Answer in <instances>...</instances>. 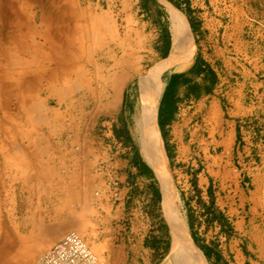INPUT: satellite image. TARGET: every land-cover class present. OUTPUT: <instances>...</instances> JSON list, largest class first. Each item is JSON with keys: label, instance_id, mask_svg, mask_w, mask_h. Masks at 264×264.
<instances>
[{"label": "crops", "instance_id": "0c3cea01", "mask_svg": "<svg viewBox=\"0 0 264 264\" xmlns=\"http://www.w3.org/2000/svg\"><path fill=\"white\" fill-rule=\"evenodd\" d=\"M151 1L159 8H144L145 15L165 10L164 2L179 4L194 37V54L170 77L157 119L170 172L185 204L188 233L207 253L208 257L201 251L210 264H264L257 259L261 251L249 247L255 235L246 213L248 190L238 177L250 161L242 124L259 120L262 110L257 99H261L263 87V27L255 12L233 5L231 0ZM149 27L152 40L142 69L128 65L125 76L131 77L119 103L112 109L106 105L111 119L102 127L108 129V135L105 139L85 136L80 124V129L74 128L78 135L57 138L52 166L65 171L69 179L60 184L54 180L53 186L48 182L46 188L61 191L60 196L52 197L53 202L68 199L70 208L79 205L80 199L84 201L85 192H97V205L102 211L112 210L109 223L118 231L112 239L111 264H172L171 239L163 231H152L159 207L156 200L160 190L163 201V190L139 144L134 118L141 78L168 58L174 46L164 25L152 22ZM38 159L43 169V158ZM116 161L122 163L120 169L115 167ZM77 192H81L80 198ZM200 213L203 218L198 217ZM16 214L17 221L27 227L33 221L43 223L31 211ZM73 220L66 216L53 219L49 240L66 235Z\"/></svg>", "mask_w": 264, "mask_h": 264}, {"label": "rangeland", "instance_id": "374dc122", "mask_svg": "<svg viewBox=\"0 0 264 264\" xmlns=\"http://www.w3.org/2000/svg\"><path fill=\"white\" fill-rule=\"evenodd\" d=\"M20 1L28 4L30 17H35L39 21L45 16L48 24H50L49 15L51 12L61 11L64 15L67 14L66 9L70 8H81L83 12H89L97 19L102 17H106V19H103V25L97 29L95 40L91 44L87 43L83 53L76 56L77 61L71 65V71L66 75L58 72L55 91L48 89L49 78L46 76L37 84L38 86L42 85L43 89H26L16 92V94L7 93L6 107H0V225L2 240H6V245H11V243L14 245L12 247L14 253H24L28 248L34 247L36 251L33 263L37 264L53 244L65 236L75 233L81 236L93 249L99 250L101 255L98 256L107 264H111L112 239H116L118 231L113 224L109 223L112 210L104 208L102 211L97 205V196H99L96 195L97 192H85L84 201L80 199L79 205L75 204L70 208L68 199H59V203L56 200L53 202L52 197L60 196L61 191H46L48 182H50V186H53L54 180L60 184L69 179V176H65V171L52 166L51 159L55 155L54 141L62 136L78 135L74 128H79L80 124V127H83L81 130L83 135L105 139L108 129L103 128L102 125L111 119V111L107 110L106 105L111 98L113 82L122 75H128L129 73L124 69L132 63L137 71L142 69L143 56L150 49L149 45L152 40L150 38V23L164 25L170 38L175 41L174 19L168 3L164 1L166 6L163 8L165 10L161 11V14L155 13V15H145L143 12L144 8L149 6L159 8L156 4L152 5L151 0ZM231 1L233 5L244 6L251 12H255L264 34V0ZM170 6L175 8L173 5ZM177 10L185 15L180 9ZM51 25L55 26L56 23ZM111 33L116 36L113 43L110 42ZM101 43V47H98ZM60 46L63 48L61 44ZM37 58L40 59L38 56ZM19 59L24 60V69L36 70V64L28 61L29 58ZM144 72H148V69ZM6 73H10V69L7 68L4 75ZM41 75L43 76V74ZM261 81L263 83L259 94L261 99H257V102L262 105L259 120L245 121V124H242L248 139L246 148L250 153V161H246V165L242 166L238 177L248 190L246 213L249 228L252 227L251 232L253 231L255 235L254 239L249 241V247L254 251H261L262 256L257 254V259L264 261V72ZM94 93L97 95L94 96ZM100 96L102 97L101 104L98 101ZM95 98H97V104ZM79 106L86 107L88 110L86 112L78 111ZM138 141L142 148L139 137ZM40 157L43 158V162H41L43 169L39 167L38 158ZM171 176L173 179L172 174ZM174 187L186 219L184 201L181 199L175 183ZM16 188L17 191H15ZM76 194H79L80 198L81 192ZM162 203L163 201L159 204L156 226L152 231H158L160 234L161 231L165 232L173 244V234L163 212ZM17 211L20 214L31 211L37 217L39 215L43 223H34L33 221L29 227L22 225L20 221H17L19 216L16 214ZM65 216L74 219V223L71 225L72 229L62 237L56 239L51 237L49 240L48 237L54 231V224L50 222L53 219H64ZM37 217H33V220ZM198 217L203 218L204 216L203 214L201 216L200 213ZM45 230L50 232L47 233ZM119 234L121 235L123 232H119Z\"/></svg>", "mask_w": 264, "mask_h": 264}, {"label": "bare ground", "instance_id": "6f19581e", "mask_svg": "<svg viewBox=\"0 0 264 264\" xmlns=\"http://www.w3.org/2000/svg\"><path fill=\"white\" fill-rule=\"evenodd\" d=\"M169 9L175 25L173 51L154 70L141 78L134 118L143 153L162 186V208L174 238L172 264H210L188 233L157 124L159 104L170 77L190 61L195 51L194 37L187 17L170 5ZM28 10V4L20 0H0L1 108L6 107L7 93L43 89L42 85L37 84L46 76L50 83L48 89L55 91L58 72L66 75L71 71V65L77 61L76 56L83 53L87 43L91 44L95 40L97 29L103 25V19H106H97L91 13L83 12L81 8H70L66 9L67 14L64 15L61 11L51 12L48 24L45 16L38 21L28 15ZM52 23L56 25L53 26ZM115 40L116 36L111 33L110 42ZM101 45L102 43L98 47ZM24 57L36 64V70L23 68L24 60L19 58ZM7 68L10 73L4 75ZM130 77L122 75L113 82V95L108 100L110 109L116 108L125 82ZM6 244V240L1 237L0 225V264H34V247L28 248L24 253H14V245ZM94 250L101 255L99 250Z\"/></svg>", "mask_w": 264, "mask_h": 264}, {"label": "built area", "instance_id": "2783aa9c", "mask_svg": "<svg viewBox=\"0 0 264 264\" xmlns=\"http://www.w3.org/2000/svg\"><path fill=\"white\" fill-rule=\"evenodd\" d=\"M120 169L122 163L114 162ZM37 264H107L79 235L73 233L57 241L39 259Z\"/></svg>", "mask_w": 264, "mask_h": 264}, {"label": "trees", "instance_id": "16d2710c", "mask_svg": "<svg viewBox=\"0 0 264 264\" xmlns=\"http://www.w3.org/2000/svg\"><path fill=\"white\" fill-rule=\"evenodd\" d=\"M176 6V8L180 9L181 10V6L179 4H174ZM162 202V195H161V192L159 190V194H158V197H157V200H156V203H157V207L158 205ZM200 250L208 257L207 253L203 251V249L200 248Z\"/></svg>", "mask_w": 264, "mask_h": 264}]
</instances>
